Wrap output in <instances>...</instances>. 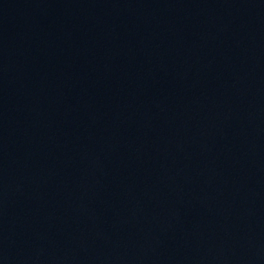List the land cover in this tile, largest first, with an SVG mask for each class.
Here are the masks:
<instances>
[{
  "label": "water",
  "instance_id": "obj_1",
  "mask_svg": "<svg viewBox=\"0 0 264 264\" xmlns=\"http://www.w3.org/2000/svg\"><path fill=\"white\" fill-rule=\"evenodd\" d=\"M0 264H264V0H0Z\"/></svg>",
  "mask_w": 264,
  "mask_h": 264
}]
</instances>
